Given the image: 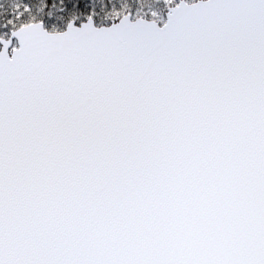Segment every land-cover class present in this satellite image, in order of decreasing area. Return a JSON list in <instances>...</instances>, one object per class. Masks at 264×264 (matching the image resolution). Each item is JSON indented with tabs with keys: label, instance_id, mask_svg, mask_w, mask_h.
I'll return each mask as SVG.
<instances>
[{
	"label": "snow or ice",
	"instance_id": "snow-or-ice-1",
	"mask_svg": "<svg viewBox=\"0 0 264 264\" xmlns=\"http://www.w3.org/2000/svg\"><path fill=\"white\" fill-rule=\"evenodd\" d=\"M0 264H264V0H0Z\"/></svg>",
	"mask_w": 264,
	"mask_h": 264
}]
</instances>
